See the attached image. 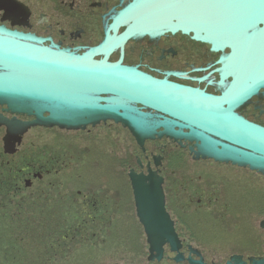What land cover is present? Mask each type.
<instances>
[{
  "label": "flooded vegetation",
  "instance_id": "flooded-vegetation-1",
  "mask_svg": "<svg viewBox=\"0 0 264 264\" xmlns=\"http://www.w3.org/2000/svg\"><path fill=\"white\" fill-rule=\"evenodd\" d=\"M133 1L0 0V38L12 37L7 31L21 42L38 45L8 52L93 53L97 61L122 60V67L220 96L221 54L210 45L180 32L121 38L127 27L120 24L118 13ZM18 70L24 74L31 68ZM4 72L0 64V74ZM237 113L264 128V91ZM22 114L36 112H13L0 104V119L35 120ZM191 148L195 143L184 140L181 145L168 137L140 146L129 128L113 120L79 129H22L0 120V264L264 260V173L195 158ZM133 172L144 176L146 186L162 189V211L173 223L184 261L175 260L177 253L165 239L155 242L163 245L162 259H150Z\"/></svg>",
  "mask_w": 264,
  "mask_h": 264
},
{
  "label": "water",
  "instance_id": "water-1",
  "mask_svg": "<svg viewBox=\"0 0 264 264\" xmlns=\"http://www.w3.org/2000/svg\"><path fill=\"white\" fill-rule=\"evenodd\" d=\"M118 17L127 27L123 39L180 32L210 45L212 52L221 54L217 85L224 87L223 93L209 95L159 80L122 67V60L97 61L93 53L8 52V48L38 45L21 42L6 31L12 37L0 38V64L5 69L0 74V104L13 112L36 114H22L35 118L29 123L0 120L22 129H79L113 120L129 128L140 146L156 137L181 145L185 140L195 143L196 150L190 149L195 158L231 162L264 173V128L237 113L264 91V0H134ZM25 67L31 70L22 74L18 68ZM103 93L113 97L98 96ZM138 104L156 113L144 112ZM131 174L139 217L149 234L150 259H162L163 245L155 242L165 239L171 242V252L177 253L175 260L184 261L173 223L162 211V189L148 187L144 176ZM154 208L161 211L153 212ZM233 261L228 264H246L236 257ZM251 264H264V260Z\"/></svg>",
  "mask_w": 264,
  "mask_h": 264
}]
</instances>
